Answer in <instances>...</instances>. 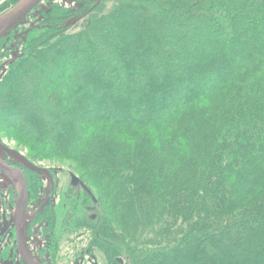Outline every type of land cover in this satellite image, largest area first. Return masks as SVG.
<instances>
[{
  "label": "trees",
  "instance_id": "16d2710c",
  "mask_svg": "<svg viewBox=\"0 0 264 264\" xmlns=\"http://www.w3.org/2000/svg\"><path fill=\"white\" fill-rule=\"evenodd\" d=\"M79 2L0 40V139L87 186L38 217L53 261L264 264V0Z\"/></svg>",
  "mask_w": 264,
  "mask_h": 264
},
{
  "label": "rangeland",
  "instance_id": "374dc122",
  "mask_svg": "<svg viewBox=\"0 0 264 264\" xmlns=\"http://www.w3.org/2000/svg\"><path fill=\"white\" fill-rule=\"evenodd\" d=\"M16 1L17 0H5L4 2H2V4H0V14ZM101 1L102 0H95V1H93L94 2L93 3V2H89V0H88V2L91 3L93 6H90V4H89L88 7H85L84 9L86 10V13H83L82 11H80V13L76 17V18L80 19V23L78 25L82 24V21L84 19L83 17H85L95 6L99 5L101 3ZM53 2L57 3L59 5H64L65 7H68L71 9L76 8L74 6V4H72L68 1H65V0H53ZM38 7H40V6H38ZM38 12H41L40 8H37L33 13L30 12V13L24 15V17H22L18 21V23H16V25L13 26L8 31V34H11L12 32H14V33L20 32V30L22 28L27 27V25L29 23L28 21L31 18H33ZM7 35H5V36H7ZM15 43L17 44L18 42L15 41L14 44ZM12 46H13V44L8 46L6 48V50L0 49V77L2 76V74H4L3 72L9 68L10 61L13 59L14 55L16 54L17 50L10 48ZM0 143L5 145L6 147L16 151L20 155L28 158V160L35 163L36 165H39V166H42L45 168L55 169L58 171L56 174V181H57L56 182V189H55L54 194L52 193L51 198L48 197V194L51 193V189H52V186H51V183H50L48 176L45 175V173H42V174L41 173H35V175L31 174V176L35 180H37V179H39V177L43 176L44 181L42 182L41 185L35 181L34 189H32L31 194H30V195H32L31 196L32 201H30L31 205L28 208L27 219L29 220L30 223L32 222V218H33V210H32L33 208L31 207L32 204H36L37 200L39 201V200L46 199V201H48V198H50V200H52L51 204L53 206H55L56 210H58L59 217L62 220V217H63L65 210H66L63 207L66 204L65 199H64V195H63V191L66 189V187H68V185L69 186L72 185V183H71V175L72 174H75L78 177L80 176V173L78 172L77 167L74 164V162H72L68 159L46 158V157H41V156H35L34 153L31 152L30 145H25L24 143H21L20 141L16 140L13 137L2 136V138L0 139ZM3 153H4V150H3V148L0 147V155H2ZM1 175H2V173H1ZM3 176L4 175L0 176V181L2 180ZM4 179L6 180V176H4ZM14 184L11 185V188L13 189V190H11V191H13V195H11L12 197H11L10 204L7 206V211H5L4 217L2 218V221H1L2 225L10 224L11 220L13 219V211L15 208V201H16V197H17L16 195H17V191H18V187L16 189V187L13 186ZM82 189L83 188H81V186H78L75 188L76 192H80L79 193L80 194L79 201L77 202L78 203V207H77L78 213H80L81 217H84L85 215H87L86 208L89 209L88 205L90 204L89 203L90 199L88 197H84L83 201H82V199H80L81 197H83V193H84ZM43 192L45 194L44 196L42 195ZM76 196L77 195H75L74 200H76ZM67 203H68L67 207L69 208V206L71 205V201H68ZM92 209L94 212L95 211L94 208H92ZM66 211H68V210H66ZM92 214H94V213H92ZM29 222L27 224H29ZM35 241L36 240L34 239L33 242H35ZM86 242H87V240H84L82 245H84V244L86 245ZM69 244L70 243L68 241L65 243V245H69ZM35 248L36 249L32 251L34 254H35V252L36 253L38 252V245ZM65 251H66V253L67 252L72 253V250L70 251V249H68V248H66ZM82 253L83 252H80L79 256H76V257L73 256L72 260L70 262L73 261V258L75 259L74 260L75 262H76V260H77V262H79L80 261L79 259H81V256H82L84 258V262L82 261V262L77 263V264H103L100 261V257L99 258L93 257L91 255V252L89 253L86 251L83 254ZM38 255H39V252H38ZM47 255H48V260L51 263L57 264L53 261V259L49 253ZM39 256L41 258V256H42L41 252H40ZM122 259L123 258H119V262L121 264H125L124 259L123 260ZM58 264H69V262H60Z\"/></svg>",
  "mask_w": 264,
  "mask_h": 264
},
{
  "label": "flooded vegetation",
  "instance_id": "af4514ba",
  "mask_svg": "<svg viewBox=\"0 0 264 264\" xmlns=\"http://www.w3.org/2000/svg\"><path fill=\"white\" fill-rule=\"evenodd\" d=\"M93 1L95 0H89V2H93ZM70 3L72 4L75 3L77 4V6L83 5L82 2H79V0H73ZM16 33H19V32H16ZM17 37L19 36L16 35V38ZM3 150H4V153L0 155V160L6 162L5 167H7L8 170L4 171L0 167V176L2 175L6 176V180L4 179V176H3L2 180L0 181V186H3V189H1L0 187V264H24V262L22 261V259L20 258L16 250V242H15L16 241V225H15L14 219L11 220L10 224H6V225L1 224L5 211H7V206L10 204L11 197H12L11 195H13V191H11L13 190L11 188V185L15 183L13 186L16 187V189L17 187L19 188V182L18 184H16V182L13 180L12 177L14 173L19 174L18 172L19 169H23L26 175V178H27V183H28V188H29V199H28V208H29V206L31 205L30 201H32L31 199L32 195L30 194H31L32 189H34V181L32 180V178H29L31 174L34 172L41 173V174L45 173V175L48 176L51 186H52L51 193L48 194V197L51 198L52 193L54 194L55 189H56V182H57L56 174L58 171L55 169L45 168V167L36 165L35 163L34 164L40 167L42 170L38 171V170L29 169L25 166L19 153L15 151L13 154V153L7 152L5 149ZM19 178H20V175H19ZM43 181H44L43 176L39 177V179L36 180V182L40 185L42 184ZM71 183H72V177H71ZM72 186L74 188L78 186L85 188L80 183L77 185H73V184L71 186L68 185V187H66V189L63 191L64 199L66 202V204L63 207L66 210H68L67 202L70 199L68 197L67 190H69L68 188ZM42 195L43 196L45 195L44 192L42 193ZM50 198H48V201H46V199L39 200V201L37 200L36 204H32L31 206L33 208L32 209L33 210L32 222L30 223L29 220L27 219V223L29 222V224L26 223V226L24 229V249L27 248L32 253V255H34L37 258V261H33L32 259H30L26 253V250H25V253L28 259L32 260L36 264H53L48 260V255H47L49 253L51 256L50 246L53 243L51 233L48 232V223L45 217H41L39 219L38 217L45 214L46 210L52 206L57 214V226H56L57 236L61 235V230H64V228H62V224H63L64 216L67 211L65 210V213L61 220L58 214V210H56L55 206L51 204L52 200H50ZM28 208H27V213H28ZM34 239L36 240L35 242H33ZM37 245H38L39 255H40V252L42 254L41 258L38 255V252L36 253L34 251L35 254L32 252L33 250L36 249L35 247ZM79 260H80L79 262H77V260L76 262L73 260L74 262L73 261L69 262V264H77L82 261L84 262V258L82 256H81V259Z\"/></svg>",
  "mask_w": 264,
  "mask_h": 264
},
{
  "label": "water",
  "instance_id": "95a60500",
  "mask_svg": "<svg viewBox=\"0 0 264 264\" xmlns=\"http://www.w3.org/2000/svg\"><path fill=\"white\" fill-rule=\"evenodd\" d=\"M53 0H17L11 6H9L5 11L0 14V40L8 34V31L18 23V21L28 14L34 8L40 6L41 9L45 11L50 10V2ZM72 2L73 0H65ZM42 17V16H41ZM17 52V51H16ZM1 78V77H0ZM0 147L5 149L9 153L14 154V150L6 147L0 143ZM25 166L33 170H42L40 167L36 166L34 163L30 162L26 157L20 155ZM6 162L0 160V167L7 171L5 167ZM19 178V188L17 191V197L15 201V208L13 211V219L16 225V250L24 264H36L32 260L28 259L25 249H24V229L27 223V208L29 199V188L27 183L26 175L23 169L18 170ZM72 184H81L87 189L85 183L75 174L71 175Z\"/></svg>",
  "mask_w": 264,
  "mask_h": 264
},
{
  "label": "bare ground",
  "instance_id": "6f19581e",
  "mask_svg": "<svg viewBox=\"0 0 264 264\" xmlns=\"http://www.w3.org/2000/svg\"><path fill=\"white\" fill-rule=\"evenodd\" d=\"M12 178L16 182V184H18V182H19L18 181L19 180V174L18 173H14ZM25 250H26V253H27V255L29 256L30 259H32L33 261H37V258L34 255H32V253L27 248Z\"/></svg>",
  "mask_w": 264,
  "mask_h": 264
},
{
  "label": "built area",
  "instance_id": "2783aa9c",
  "mask_svg": "<svg viewBox=\"0 0 264 264\" xmlns=\"http://www.w3.org/2000/svg\"><path fill=\"white\" fill-rule=\"evenodd\" d=\"M5 0H0V4H2V2H4ZM1 189H3V186H0Z\"/></svg>",
  "mask_w": 264,
  "mask_h": 264
}]
</instances>
